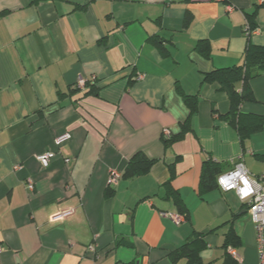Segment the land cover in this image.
I'll use <instances>...</instances> for the list:
<instances>
[{
  "label": "crops",
  "instance_id": "crops-1",
  "mask_svg": "<svg viewBox=\"0 0 264 264\" xmlns=\"http://www.w3.org/2000/svg\"><path fill=\"white\" fill-rule=\"evenodd\" d=\"M32 2L0 0V264H172L169 253L192 233L204 235L203 264H258L236 194L216 188L200 196L198 185L208 159L222 174L239 161L251 177L264 174V127L241 141L222 119L227 96L201 83L204 73L242 63L246 14L255 12L252 42L264 46V4ZM202 43L210 60L196 52ZM79 81L95 82L99 93L83 97ZM250 86L256 102L240 111L264 116V76ZM184 96H196L195 114ZM182 131L163 147V135ZM63 134L68 140L56 147ZM46 152L56 155L42 168L36 158ZM136 153L154 164L121 179ZM111 171L120 179L106 198ZM168 182L187 212L180 225L161 216L178 214ZM229 230L240 263L223 247Z\"/></svg>",
  "mask_w": 264,
  "mask_h": 264
},
{
  "label": "trees",
  "instance_id": "trees-1",
  "mask_svg": "<svg viewBox=\"0 0 264 264\" xmlns=\"http://www.w3.org/2000/svg\"><path fill=\"white\" fill-rule=\"evenodd\" d=\"M44 0H33L32 3L37 4ZM264 3H262L263 5ZM187 22V16L185 18ZM258 29L255 21V12L246 14L243 25V35L246 39L242 63L223 69H213L202 76V84H215L219 88V92L224 93L229 101V112L222 116L230 126L236 129L241 141L252 134L259 132L264 127V116L245 115L242 114L240 108L245 103H255L254 94L252 92L250 81L255 78L264 76V46L256 45L252 42V34ZM196 47V52L206 60H210V47L206 43H202ZM129 84L133 81L129 80ZM75 90H79L75 87ZM100 87L95 82H85L83 85L82 96H96ZM60 93V97H61ZM186 105L190 108L191 114H195L197 110L196 96H184ZM214 109H212V113ZM184 129V128H183ZM184 131V130H183ZM183 131L176 135H163V147L167 148L171 144L183 138ZM155 161L147 159L142 153L134 154L128 161L121 179H131L148 174ZM222 174L220 164L215 163L212 159L206 160L201 168L199 179L198 194L204 196L214 189H219L217 178ZM164 190L168 198H172L177 208V213L184 216L188 220L185 205L179 194L171 188L170 182L164 185ZM114 188L107 187L105 197L110 198L114 195ZM243 205V204H242ZM237 238L232 230L224 237L223 247L227 250L229 247L234 250ZM206 248L204 235L192 233L186 241L177 249L169 253L168 259L172 264H203L200 259V253Z\"/></svg>",
  "mask_w": 264,
  "mask_h": 264
},
{
  "label": "built area",
  "instance_id": "built-area-1",
  "mask_svg": "<svg viewBox=\"0 0 264 264\" xmlns=\"http://www.w3.org/2000/svg\"><path fill=\"white\" fill-rule=\"evenodd\" d=\"M217 2H224V0H215ZM259 3H264V0H258ZM228 12L232 9L227 8ZM258 33V29L251 32L252 36ZM79 86H83V81L79 82ZM68 134H63L55 138L54 144L59 147L62 143L67 141ZM55 153L46 152L36 158L42 168H47L49 161L55 157ZM68 164L69 160H65ZM120 174L116 171H111L108 175V187L115 188L118 185ZM217 185L220 191L223 193L234 192L239 201L245 206L249 219L253 225L255 240H256V252L258 257V264H264V174L257 177H251L242 162L233 164L232 169L224 174H221L217 178ZM32 185H28V189L32 190ZM71 211L58 213L56 217L70 215ZM161 216L164 219L169 220L175 225L183 224L186 220L185 217L180 214L162 213ZM87 252L91 255L95 253V248L90 245L87 248ZM228 252L230 256L240 263V257L237 252L229 248Z\"/></svg>",
  "mask_w": 264,
  "mask_h": 264
},
{
  "label": "rangeland",
  "instance_id": "rangeland-1",
  "mask_svg": "<svg viewBox=\"0 0 264 264\" xmlns=\"http://www.w3.org/2000/svg\"><path fill=\"white\" fill-rule=\"evenodd\" d=\"M80 82V81H79ZM79 82H78V85H79ZM83 85H84V82H83Z\"/></svg>",
  "mask_w": 264,
  "mask_h": 264
}]
</instances>
